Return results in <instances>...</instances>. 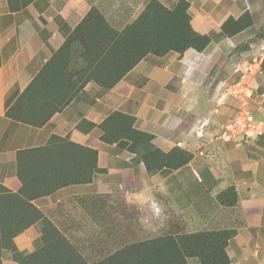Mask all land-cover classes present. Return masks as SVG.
I'll list each match as a JSON object with an SVG mask.
<instances>
[{
  "label": "crops",
  "instance_id": "crops-1",
  "mask_svg": "<svg viewBox=\"0 0 264 264\" xmlns=\"http://www.w3.org/2000/svg\"><path fill=\"white\" fill-rule=\"evenodd\" d=\"M7 1L0 0V183L17 191L21 185L16 174L17 152L46 144L53 134L70 133L72 140L99 151L98 164L105 172L96 173L91 183L63 187L33 203L84 253H92L96 258L120 244L169 232H192L205 227L235 228L237 235L230 240L227 251L230 264L235 263L233 255L240 262L247 254V244L257 240L253 234L258 230L263 232L264 156H252L246 145L236 144L237 139L224 146H214L216 152L210 153V160L200 165L201 178L195 181L178 175L200 161L187 146H192L191 140L195 138L189 128L196 131L199 123L209 121L205 135L212 137L218 133L221 120L236 113L230 108L235 99L222 98L228 79L220 80L216 88L208 90L201 75L236 74L237 61L251 58L255 49L250 44L264 41V0H189L193 28L201 34H213L203 52L190 49L183 57L177 52L163 57L149 55L107 92L97 83L88 82L74 100L43 127L11 120L5 114L7 104H12L24 91L93 7L104 14L111 26L122 29L141 14L150 0H35L17 12L9 11ZM159 1L168 7L178 2ZM245 11L250 12L253 25L232 37L221 36L226 19L238 18ZM145 67L149 69L146 75ZM258 77L264 78V74ZM257 88L260 93L254 115L261 119L264 117V90L260 84ZM167 90H173L176 95L163 96L162 92ZM219 100L225 103L215 114ZM115 110L134 115L135 126L153 133L158 147L165 151L174 146L187 148L194 153L193 160L179 170L149 174L143 163L134 161V154L123 143L103 142L99 128L90 132L76 129L82 118L99 124ZM222 169L232 176L228 177L231 182L228 186L235 185L239 193V202L234 207L213 204L212 197L228 187L218 190L219 183L227 178L221 174ZM244 172H251L252 176L247 177ZM157 175L164 178L159 179ZM197 184L203 186L194 188ZM125 185L129 190H124ZM206 188L210 189V194L206 193ZM258 189L263 194H257L261 192ZM158 190L163 194L156 193ZM193 196L195 200L191 201ZM201 211L206 214L201 216ZM162 213L167 222L165 230L160 232L154 224ZM235 214L239 219L230 220ZM188 217L196 224L193 230L188 229ZM157 231L156 235L142 236ZM242 236V241L238 242ZM40 237L41 223L37 222L15 237V242L20 250L32 252ZM245 238L249 239L248 243ZM3 264L17 263L5 254ZM189 264L200 263L190 258Z\"/></svg>",
  "mask_w": 264,
  "mask_h": 264
},
{
  "label": "trees",
  "instance_id": "trees-1",
  "mask_svg": "<svg viewBox=\"0 0 264 264\" xmlns=\"http://www.w3.org/2000/svg\"><path fill=\"white\" fill-rule=\"evenodd\" d=\"M34 1L8 0V9L17 12ZM190 6L189 0H178L173 7L150 0L141 14L122 29L111 26L104 14L93 7L24 91L12 104H7L6 116L43 127L88 82L97 83L107 92L149 55L163 57L177 52L183 57L190 49L203 52L213 34H201L193 28ZM252 25V16L245 11L238 18L226 19L220 35L232 37ZM135 123L134 115L115 110L99 124L82 118L76 129L90 132L99 128L103 142L123 143L134 154V161L143 163L149 174L179 170L193 160L194 153L187 148L174 146L165 151L158 147L155 135L137 128ZM245 145L252 156H264V133ZM98 162L99 151L72 140L70 133L53 134L46 144L17 152L20 188L12 191L0 183V264L5 254L17 264H189L190 258H196L200 264L231 263L227 248L237 235L235 228L169 232L120 244L96 258L92 253H84L33 200L66 186L91 183L96 173L106 170ZM212 198L213 204L234 207L239 202V193L235 185H230ZM196 206L199 208V204ZM37 222L41 223V237L36 249L20 250L15 237Z\"/></svg>",
  "mask_w": 264,
  "mask_h": 264
},
{
  "label": "rangeland",
  "instance_id": "rangeland-1",
  "mask_svg": "<svg viewBox=\"0 0 264 264\" xmlns=\"http://www.w3.org/2000/svg\"><path fill=\"white\" fill-rule=\"evenodd\" d=\"M239 61H242V59H239L237 62H239ZM148 67H145V69H144V72H145V75L147 74V72H148ZM214 76L215 77H217V79L215 80L214 79ZM259 76V75H258ZM257 76V77H258ZM239 77V74H225V75H222V74H219L218 73V75H214V74H210V75H201V81H202V83H204V85H206L208 88V90L210 89V90H213L214 88H216V85L220 82V80H224V79H228V83L230 84H232V83H234L235 82V80L237 79ZM255 78V80L257 79V81H255L254 80V82H253V85L255 86V88H257V85L258 84H260L262 87H263V90H264V78L262 77H258V78ZM212 82V83H211ZM173 84H175L176 85V82L175 81H173ZM224 87H225V84H224ZM224 87H222L223 88V90H224ZM256 92L254 93V95L252 96V98L250 99V105H249V107H250V110L254 113V109H255V106H257V104H256V99H257V95L260 93L259 92V90H258V88H257V90H255ZM162 95L163 96H166V97H172V96H175L176 95V92H174L173 90H167L166 92H162ZM172 95V96H171ZM234 99V98H233ZM240 107V102L237 100V99H235L234 100V102H232L231 101V107L230 108H233L234 109V111L236 110V113H237V109ZM215 108H217V106L215 107ZM215 108H214V110H215ZM219 112H220V109H219ZM235 113V114H236ZM234 114V115H235ZM233 117V116H232ZM231 117V118H232ZM227 118V117H226ZM257 118V117H256ZM188 120H191L190 119V116L188 117ZM261 120H263L264 121V117H261ZM194 121V120H193ZM228 121V119H225V117L221 120V123H225V122H227ZM193 126V125H192ZM219 129V131H220V127L218 128ZM190 130H192V131H194V134H195V138H193L192 140H191V142H192V146H190V145H187L191 150H193L196 154V156H197V159H199L200 161L199 162H197V161H195V163L193 164V166H191V167H194V168H186L185 169V171H187V172H182L181 174H179L178 176L179 177H188V178H192L193 180H197V179H199V178H201V172H200V165H202L203 163H206L207 161H209L210 159L208 158V155L210 154V153H212V152H216L215 150H213V148H214V146H224V144L225 143H228V142H225V141H223V140H221V139H219V138H216V137H207L206 135L205 136H203V137H197L196 136V133H195V130H193L192 129V127L191 128H189V131ZM191 134H192V132H191ZM211 140H210V139ZM213 138H214V141H213ZM238 141V143L236 142V144H239V145H245V143H243V142H241V140H237ZM224 142V143H223ZM231 142V141H230ZM218 153V152H217ZM213 154V153H212ZM221 156V155H220ZM219 156V157H220ZM213 170V172H214V174L216 175V176H218V174H217V172L214 170V169H212ZM245 173V172H244ZM221 174H225V172H224V170L222 169V171H221ZM246 175L245 176H247V177H250V176H252L251 175V172H247V173H245ZM192 177H191V176ZM226 176H225V180H222L221 181V183H219L220 185H219V188H218V190H220L221 188H225L226 186H228L231 182H229V178H232V176H228V174L226 173L225 174ZM203 176V175H202ZM239 176H240V174H239ZM157 177L159 178V179H162V178H164V176L163 175H157ZM198 177V178H197ZM229 177V178H228ZM229 182V183H228ZM199 185H202V184H197V186L195 185L194 187L195 188H199ZM203 186V185H202ZM201 187V186H200ZM262 190L264 189V183L262 184ZM118 188H119V190L121 191V189L122 188H120L119 186H118ZM128 188V186L127 185H125L124 186V190H129V189H127ZM207 189V188H206ZM161 191L163 190V189H160ZM218 190H213L214 192H217ZM258 190H260V189H258ZM161 191H156V193H162L163 194V192H161ZM261 191V190H260ZM213 192V193H214ZM262 192V191H261ZM257 193V194H263V192L262 193ZM207 194H210V192L208 191V193ZM241 198H242V200L241 201H243L244 200V191H243V187H241ZM260 196V195H259ZM260 207H262V204H260ZM169 209H167L166 208V212L168 211ZM169 212V211H168ZM261 214L262 213H260V215L259 216H261ZM238 217H240L239 215H234L233 217H230V220H232V221H234V219H239ZM160 219L158 220H155L156 222H155V226L157 227V228H160V232L162 231V230H165V227H166V222L167 221H165L166 220V218L163 216V213H162V216L161 217H159ZM235 223V222H234ZM237 224H239V223H235V225H237ZM196 227V224L194 223L193 224V221L191 220V218L190 217H188V229L190 230V229H194ZM263 229V228H262ZM159 233V231H157L156 233H152V234H149V235H143L142 234V236L143 237H145V236H152V235H156V234H158ZM247 236V235H246ZM253 236L257 239V240H253L251 243H250V245H248L247 244V248H246V252H247V254L246 255H244L243 257H242V259L240 260V262H239V260L237 259V257L236 256H234L233 255V262H235L234 264H264V232H260L259 230H258V233H254L253 234ZM244 236H242L241 237V239H239L238 240V242H241L242 241V238H243ZM245 240L247 241V243H248V241H249V239H246L245 238ZM245 241V242H246ZM257 244V245H256ZM232 250V249H231ZM260 252H262L261 253V255H260V257H258L257 256V254L258 253H260ZM195 259V261H197V259L196 258H194ZM193 262V261H192Z\"/></svg>",
  "mask_w": 264,
  "mask_h": 264
},
{
  "label": "built area",
  "instance_id": "built-area-1",
  "mask_svg": "<svg viewBox=\"0 0 264 264\" xmlns=\"http://www.w3.org/2000/svg\"><path fill=\"white\" fill-rule=\"evenodd\" d=\"M250 47L255 49L251 58L236 63L234 72L239 74V77L232 84L225 83V93L222 98L232 97L240 102L237 113L227 122L220 123V131L213 136L225 142L239 139L248 144L257 140L264 133V121L256 118L249 107L250 99L256 90L253 82L258 75L264 74V41L259 44H250ZM220 100L214 110L215 114L219 113V106L225 103ZM209 124L210 122L206 120L199 123V129L195 131L196 136L199 138L205 136V128Z\"/></svg>",
  "mask_w": 264,
  "mask_h": 264
}]
</instances>
